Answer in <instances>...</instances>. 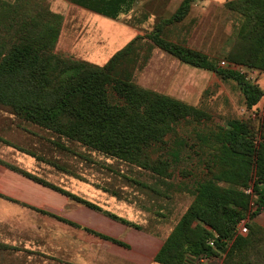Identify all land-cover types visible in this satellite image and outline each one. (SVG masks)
I'll return each instance as SVG.
<instances>
[{"label": "trees", "instance_id": "16d2710c", "mask_svg": "<svg viewBox=\"0 0 264 264\" xmlns=\"http://www.w3.org/2000/svg\"><path fill=\"white\" fill-rule=\"evenodd\" d=\"M70 1L119 19L133 9L137 0ZM194 1L182 0L151 33L137 35L100 65L55 52L62 15L52 11L47 0H0V111L19 124L31 123L51 132L55 135L51 143L62 152H71L69 144L75 142L103 153L114 161L86 159L114 176L120 174L116 169L122 163L160 174V164L150 156L152 148L177 124L204 114L190 103L133 82L131 71L122 73L123 65L136 50L137 40L148 38L185 63L236 81L248 108L264 96L263 88L242 71L222 67L209 55L163 37L162 25L183 21ZM227 5L242 17L227 59L264 71V0H230ZM215 136L218 146L207 159L208 173L196 184L192 203L165 237L154 258L158 263L208 264L213 258H222V264H264V228L253 221L264 211V134L257 136L249 122L233 118ZM119 177L132 184L142 183L126 175ZM35 179L114 219L143 228L91 200ZM98 185L117 198L130 199L115 180ZM250 185L257 208L248 222L249 232L237 234L238 223L249 211L251 197L244 189Z\"/></svg>", "mask_w": 264, "mask_h": 264}, {"label": "rangeland", "instance_id": "374dc122", "mask_svg": "<svg viewBox=\"0 0 264 264\" xmlns=\"http://www.w3.org/2000/svg\"><path fill=\"white\" fill-rule=\"evenodd\" d=\"M181 1L138 0L129 13L114 20L70 0H47L51 10L62 15L55 52L103 65L137 34L146 36L156 29L175 12ZM228 1L195 0L183 21L162 25V35L209 55L218 65L222 60L238 65L251 82L264 90V71L226 57L242 20L238 11L228 7ZM131 26L135 32L121 31ZM125 71H131L133 82L184 100L204 115L177 124L152 148L150 156L160 164V174L122 163L116 169L120 174L114 176L89 163V158L113 160L103 153L75 142L69 144L71 152H62L51 143L55 137L51 132L31 123L19 124L10 114L0 111V184L4 181L7 186L6 192L0 191V264H71L82 260L91 233L42 210L53 211L91 228L92 223L108 228L99 220L104 218L103 212H93L35 178L92 200L103 209L142 225L144 231L166 235L192 203L196 184L207 175V159L218 146L215 135L226 121L245 120L257 136L264 134V96L256 106L248 108L236 81L183 63L148 38L137 40L134 54L123 65L122 73ZM123 175L149 185L155 192H150L142 183L121 180L119 176ZM106 180H115L130 199H118L105 192L98 184ZM253 221L264 228V212ZM248 232L249 227L245 234ZM108 244H101L100 251H105L104 246ZM222 263V258L208 262Z\"/></svg>", "mask_w": 264, "mask_h": 264}, {"label": "crops", "instance_id": "0c3cea01", "mask_svg": "<svg viewBox=\"0 0 264 264\" xmlns=\"http://www.w3.org/2000/svg\"><path fill=\"white\" fill-rule=\"evenodd\" d=\"M137 1H136V3H137ZM114 20H116V19H114ZM122 30H125V31H128L129 33H132V31L135 32L134 30H136V29L133 26H131L130 28L127 27L126 29H124V28L121 29V31ZM181 62H183V61H181ZM183 63H185V62H183ZM3 182L1 181L0 191L6 192L5 189L7 188V186H6V183H3ZM115 198H117V197H115ZM118 199H120V198H118ZM94 203H96V202H94ZM122 203H124V202H122ZM124 207L128 211H131L127 206H124ZM87 208H90V207L87 206ZM89 210H91L93 212H101V211L95 210L93 208H90ZM47 212L54 213V214H56L62 218L73 221V222L77 223L78 225H80V226H75V225H72L66 221L61 220V221L65 222V223H67L73 227L83 228V229L90 228V229H93L99 233H102V234H105L107 236L116 238V239L127 244V245H123V244L117 243L115 241L103 238L100 235H97V234L92 233V232L88 231L87 229H85L86 231L91 233V237L88 241L89 246L88 245L86 246L85 251L82 254V260L81 261L80 260L79 261H72L70 263H73V264H162V263L156 262L154 260V258L156 256L157 252L159 251V249L161 248V246L164 242V239L168 235V233L166 235L165 234L163 235L160 232V236H159L158 234L147 232V231H144V230L137 228L135 226L128 225L127 223H124L122 221L114 219V218H112V217H110L104 213H103L104 218L103 219L100 218L99 220L104 222V226H108V228H105V229L99 225H96L95 223H92L93 228H91V227L85 226L84 224H82L76 220L65 217V216L58 214V213H55L53 211H47ZM93 215H95V214H93ZM121 217H123V216H121ZM125 219H127V218H125ZM127 220H129V219H127ZM129 221H131V220H129ZM136 224H138V223H136ZM161 224H162V222L160 221V227H161ZM131 226L136 228V229L132 228ZM97 229H99V230H97ZM105 232H107V233H105ZM104 243H109L108 244L109 246H104V247H106L105 251H100L99 247L101 244H104Z\"/></svg>", "mask_w": 264, "mask_h": 264}, {"label": "built area", "instance_id": "2783aa9c", "mask_svg": "<svg viewBox=\"0 0 264 264\" xmlns=\"http://www.w3.org/2000/svg\"><path fill=\"white\" fill-rule=\"evenodd\" d=\"M220 66L242 71L241 68L238 65L230 64L226 60H222L221 63H220ZM244 191L247 194L250 195L251 199H250L249 211H248L247 216L244 217L237 225V228H236L237 234H245L248 231V222L250 220V217H251L252 213L257 208V203H256V199H255V192H254V190L252 188V185H250L249 187L245 188ZM212 243L213 242H211V244Z\"/></svg>", "mask_w": 264, "mask_h": 264}]
</instances>
